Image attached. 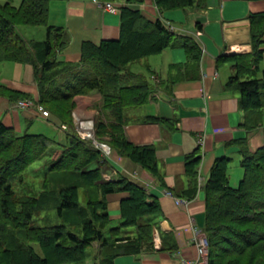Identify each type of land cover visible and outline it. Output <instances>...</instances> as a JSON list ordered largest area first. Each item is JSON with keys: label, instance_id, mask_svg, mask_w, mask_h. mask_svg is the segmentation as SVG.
<instances>
[{"label": "trees", "instance_id": "1", "mask_svg": "<svg viewBox=\"0 0 264 264\" xmlns=\"http://www.w3.org/2000/svg\"><path fill=\"white\" fill-rule=\"evenodd\" d=\"M152 1L159 10L192 9L201 2ZM48 11L49 0H20L17 6L11 0H0V63L31 65L37 88L34 102L69 128L65 145H60L44 134L27 130L19 134L0 123V264H89L88 251L93 243L98 247V255L91 259L94 264H113L119 255L152 251L154 219L159 212L156 199L123 176L105 179L110 167L105 155L89 140L80 138L74 126L45 103L98 92L102 119L96 124L97 142H107L119 155L160 179L155 148L130 143L123 125L127 111L143 106L151 94L145 77L131 72L130 64L174 46L173 34L159 20L149 22L139 10L125 5L120 9L119 39L98 45L84 42L79 61L65 63L56 57L67 44L66 33L63 27L48 23ZM19 25L43 27L44 38L24 40L16 32ZM250 29L252 54L236 61L235 73L225 88L238 93L245 126L253 129L259 123L264 100V76H255L262 56L259 45L264 35V13L250 16ZM180 44L189 59L199 60L200 50L193 42L182 40ZM0 96L15 103L33 100L29 94L2 85ZM144 121L169 123L156 117ZM58 148L61 151L54 158ZM241 156L242 177L236 187L230 185L228 158L215 161L203 187L207 264H264V147L254 153L243 149ZM39 160L45 168L41 191L35 196L17 193L13 182H22L26 169ZM199 163V154L185 159L192 193L198 189ZM68 173L65 187L48 186V179L56 174L67 177ZM120 192L127 197L120 202V222L112 226L107 196ZM69 215L78 221L71 224ZM19 220L24 228H17L15 222ZM32 243L40 247L39 252Z\"/></svg>", "mask_w": 264, "mask_h": 264}, {"label": "crops", "instance_id": "2", "mask_svg": "<svg viewBox=\"0 0 264 264\" xmlns=\"http://www.w3.org/2000/svg\"><path fill=\"white\" fill-rule=\"evenodd\" d=\"M105 1L120 9L126 5L139 10L149 22L159 20L166 27L171 26L174 37V46L130 64L131 72L145 77L151 94L143 106L127 111L123 125L130 143L155 148L160 179L115 150L109 153L110 167L105 174L109 180L123 176L156 199L159 212L154 219L153 237L157 235L159 246L153 244L152 251L138 255H119L113 264H182L195 260L198 257L195 237L203 232L205 223L203 187L215 161L228 158V167L241 171L242 150L254 153L264 147V100L258 125L248 129L238 93L225 88L235 73L236 61L252 54L250 16L264 13V0H201L199 7L174 10H159L152 0L138 4L126 3L127 0ZM120 21V10L105 11L93 0H49L48 23L63 27L67 37V44L56 59L76 63L84 42L98 45L101 41L119 39ZM182 40L193 42L200 50L198 61L189 59L180 44ZM259 49L262 56L255 71L257 78L264 76V35ZM0 85L29 94L33 101L37 97L29 64L0 63ZM74 100L77 121L99 119L98 92L76 95ZM151 117L169 123L144 121ZM0 123L19 134L35 128L39 131L28 133L44 134L60 145H65L69 131L52 113L42 117L35 106L20 108L3 96H0ZM59 149L55 150L54 158ZM193 154L200 156L195 193L190 192L191 184L185 173V159ZM126 197L125 192L107 196L112 226L120 222V202ZM175 198L183 203L177 204ZM161 246L166 249H160Z\"/></svg>", "mask_w": 264, "mask_h": 264}, {"label": "rangeland", "instance_id": "3", "mask_svg": "<svg viewBox=\"0 0 264 264\" xmlns=\"http://www.w3.org/2000/svg\"><path fill=\"white\" fill-rule=\"evenodd\" d=\"M4 1V0H1ZM12 4L14 6H17L20 2V0H11ZM45 29L43 27H38V26H24V25H19L16 27V32L18 35H20L23 39H27L28 40H42L44 38L45 35ZM80 96V95H77ZM75 96H73L70 100L67 101H47L45 104L46 106L51 109L52 111H55L56 114H59L65 121H67L68 123H70L71 125L75 126L76 130H81L80 127L83 126L85 127L86 125L92 123V133L90 137H86L85 139L89 140L91 142V144L96 148H98L99 150H101V152L105 155L106 159L108 160V156L109 153L111 152V150H114L113 148H111L108 143H98L96 137H95V129H96V124L98 121H100L102 119V115L99 111V119L97 121H94L93 119H89V120H78L77 121V114L75 112ZM25 100H30V99H25ZM34 104V106L39 110L40 114L43 111H47L48 112V116L50 114L48 109L43 108L42 106L36 104L33 100H31ZM101 102V101H100ZM139 108V107H138ZM97 109V107H96ZM42 117H45L41 114ZM83 124V125H82ZM65 128V127H64ZM39 130H36L35 128L28 130V132L30 133H35L38 132ZM48 134V133H47ZM49 135V134H48ZM107 137V138H106ZM104 137L105 139H108L109 136ZM102 145V146H101ZM103 146L108 147L109 151L106 152V150H103ZM44 166L42 165V160H39L38 162H34L32 165H30L27 169L26 172L24 174V180L22 182H18L15 181L13 182V188L14 190L19 193V194H23V195H29V196H35L36 194H38L41 191V186H42V181H43V177H44ZM241 170V169H240ZM242 171V170H241ZM241 171H239V168L235 170L230 169V167H228V177H229V181H230V185L232 187H236V185L238 184L240 177H241ZM69 173L67 175V177L64 174H56V176L51 179H48L49 182L48 186L50 185L51 187L54 188H61V187H65L66 183L69 182ZM105 177V175H104ZM105 179H107L105 177ZM87 199V197H86ZM84 197V200H86ZM72 217V215L68 216V220L70 221L71 224L77 222L78 220L76 219H70ZM16 226H18V229L24 228V225L22 224V220L16 221ZM35 223V222H34ZM1 224V223H0ZM154 231V230H153ZM204 233V232H203ZM1 234V232H0ZM120 244H122L123 242H119ZM118 244V243H117ZM31 246L34 248V250H36L37 252H39L40 247L38 245H35L34 243L31 244ZM117 251H120L119 249H116ZM89 264H94L92 263L91 259L94 258L95 256L98 255V247L97 244L93 243L92 246L89 248Z\"/></svg>", "mask_w": 264, "mask_h": 264}, {"label": "built area", "instance_id": "4", "mask_svg": "<svg viewBox=\"0 0 264 264\" xmlns=\"http://www.w3.org/2000/svg\"><path fill=\"white\" fill-rule=\"evenodd\" d=\"M93 2L101 6L105 11H108L111 13H117L120 10L119 6L109 1L100 2L98 0H93ZM167 29L171 32L173 31V28L171 26L169 27L167 26ZM16 105L20 108H27V107L34 106L31 100H21V101H18ZM41 114L45 117L48 116L47 111H43ZM92 127H93L92 123L86 125L85 127L81 126L80 127L81 130L78 129L77 133L81 138L85 139L86 137L91 136ZM104 149L106 150V152L109 151L108 147L106 146H103V150ZM166 194L169 196H172L171 193L169 192H166ZM175 201L179 205L183 203L182 200H178L177 198H175ZM195 232H197V230H195ZM153 244L155 247L159 246V239L156 234L153 237ZM195 244L197 247L198 257L195 260L184 261L182 262V264H207V252H208L209 242H208V238L205 235V233L199 232V235L195 237Z\"/></svg>", "mask_w": 264, "mask_h": 264}, {"label": "bare ground", "instance_id": "5", "mask_svg": "<svg viewBox=\"0 0 264 264\" xmlns=\"http://www.w3.org/2000/svg\"><path fill=\"white\" fill-rule=\"evenodd\" d=\"M78 118H79V116H78Z\"/></svg>", "mask_w": 264, "mask_h": 264}]
</instances>
